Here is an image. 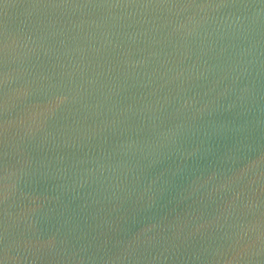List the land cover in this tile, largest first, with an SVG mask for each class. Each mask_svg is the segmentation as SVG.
<instances>
[{
  "label": "water",
  "instance_id": "obj_1",
  "mask_svg": "<svg viewBox=\"0 0 264 264\" xmlns=\"http://www.w3.org/2000/svg\"><path fill=\"white\" fill-rule=\"evenodd\" d=\"M0 264H264V0H0Z\"/></svg>",
  "mask_w": 264,
  "mask_h": 264
}]
</instances>
